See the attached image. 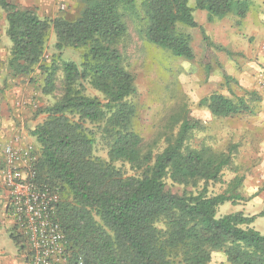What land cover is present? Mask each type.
<instances>
[{
	"label": "trees",
	"instance_id": "16d2710c",
	"mask_svg": "<svg viewBox=\"0 0 264 264\" xmlns=\"http://www.w3.org/2000/svg\"><path fill=\"white\" fill-rule=\"evenodd\" d=\"M77 1L80 12L70 20L41 18L0 0L11 75L39 79L41 94L51 96L62 73L60 97L40 111L45 119L31 132L39 145L36 179L59 196L53 219L66 241L61 264H211L215 253L228 264H264V235L251 227L264 210L253 216L218 215L221 205L246 200L239 192L243 179L234 177L222 194L208 191L210 183L221 182L233 151L191 147L190 133L199 123L189 115L162 146L144 143L135 129L137 107L130 101L137 93L135 78L118 46L131 21L143 40L185 60L195 55L192 36L181 26L199 28L200 62L207 75L220 66L217 53L228 51L205 35L189 0ZM194 1L209 22L229 14L243 18L248 10L246 1ZM51 33L57 54L46 59ZM68 48L82 50L79 64L61 61ZM223 77L228 84L230 78ZM86 87L99 96L87 95ZM199 106L222 118L255 111L244 98L217 93ZM96 134L107 159L94 155ZM167 181L184 187L182 193L169 190Z\"/></svg>",
	"mask_w": 264,
	"mask_h": 264
},
{
	"label": "rangeland",
	"instance_id": "374dc122",
	"mask_svg": "<svg viewBox=\"0 0 264 264\" xmlns=\"http://www.w3.org/2000/svg\"><path fill=\"white\" fill-rule=\"evenodd\" d=\"M10 1L14 4L18 0ZM139 1L137 0L138 3ZM189 6L194 8V11L197 10L194 0H189ZM80 9L77 0H70L66 2L64 9L58 7V17L75 19ZM195 20H198L197 14ZM2 22H5L4 12L0 9V101L11 97L13 108L7 110L9 117L14 121L22 119V122L15 126L13 132L17 133L10 134L9 140L2 142L5 137L0 140V151H3L6 145L18 142L19 146H32L38 157L39 145L31 132L45 119V115L40 111L60 97L62 73L58 75V90L51 96L41 94L39 79L31 82L29 77L12 76L6 65L11 43L5 34L6 22L5 27ZM262 23L260 27L259 16L252 14L247 20L246 16L237 18L229 15L219 24L207 25L205 30L211 42L223 44L230 53L219 54L220 66L214 65L208 75L200 62L197 28L181 26L182 32L192 36L195 55L193 60L173 57L169 51L149 44L137 33V23L131 21L127 22V36L118 46L125 68L135 78L137 93L130 101L137 107L135 129L144 143L151 145L157 141L162 146L166 138L177 133L184 115H189L199 123L190 133L188 143L191 147L204 146L216 152H226L229 149L233 151L231 166L223 170L221 182L209 184L208 191L211 194L224 193L234 177L242 178L254 160L264 157V15ZM226 24L230 25L233 34H227ZM6 43H9V46ZM54 43L55 37L51 33L44 54L46 59L56 53ZM81 55V49H64L61 52V61L79 64ZM224 73L231 79L228 84L223 77ZM31 78L38 77L34 74ZM214 93L230 99L244 98L248 104L255 106L258 114L214 117L208 109L199 106L201 99ZM86 94L99 96L88 87ZM252 94L255 95L252 97ZM22 133L23 135H20ZM21 138L28 141L22 143ZM94 155L107 159V149L97 134ZM125 168L130 174L128 168ZM167 182L169 190L182 193L184 187ZM241 187L242 185L239 190ZM255 206L253 211L248 212L257 215L264 210L260 204ZM241 207H236L234 212ZM231 212L233 208L228 203L218 209L220 216ZM251 227L264 235V216L257 217ZM19 237L25 244V238ZM211 264L228 263L221 253H215L212 255Z\"/></svg>",
	"mask_w": 264,
	"mask_h": 264
},
{
	"label": "built area",
	"instance_id": "2783aa9c",
	"mask_svg": "<svg viewBox=\"0 0 264 264\" xmlns=\"http://www.w3.org/2000/svg\"><path fill=\"white\" fill-rule=\"evenodd\" d=\"M60 9L65 5L57 0ZM37 157L32 146L8 144L3 149L1 177L11 218L29 247V264H61L65 237L54 221L58 193L38 183Z\"/></svg>",
	"mask_w": 264,
	"mask_h": 264
},
{
	"label": "crops",
	"instance_id": "0c3cea01",
	"mask_svg": "<svg viewBox=\"0 0 264 264\" xmlns=\"http://www.w3.org/2000/svg\"><path fill=\"white\" fill-rule=\"evenodd\" d=\"M57 1L59 3H63L64 5H66V2L67 3L70 2V0L69 1L68 0H57ZM238 1H246L248 3V10L245 14L246 20H247V17L251 16L252 14H256L259 16V26L262 27L263 15H264L263 14L264 13V0H238ZM14 5L22 9L33 10L41 18L54 19L58 17V3H55L51 0H18L16 3H14ZM196 14L198 15V20L197 21L195 20V21L198 23V25L204 31L205 35L208 38L209 36L207 35L206 30H205L207 25L213 26V25L219 24L223 22L229 15H232V14H229L222 19H214L213 21L209 22L208 13L206 11L199 10V9L195 10L193 12L194 19H195ZM232 16L235 17L234 15ZM2 23H3V26L5 27V22H2ZM222 26H224V23H222ZM197 29L199 30V42L201 43L200 29L199 28ZM226 30L228 31L227 34L231 35L232 30H230V25H227ZM192 43H193V39H192ZM6 44L7 46H9V43H6ZM218 45H221V44H218ZM221 46L224 47L228 52L217 53L218 59H219V54L221 53H224L225 55L230 54L226 46H224L223 44ZM200 53H201V50H200ZM10 99L11 97H8L7 99H2L0 101V140L5 137L4 140H2V142L7 141V139L9 140L10 134L17 133V132H13L15 130V126L19 122H22V119L19 120L17 119V117H14L15 119H17L15 121L13 118L9 117L10 113L7 110L9 108L11 109L13 108ZM257 114H258V111L255 110L254 114L250 116H256ZM20 135H23V133ZM21 140H22V143L28 141V140H25V138H21ZM13 144L19 145L18 142H15ZM21 145L22 144H20V146ZM2 167H3V151L1 150L0 151V264H29L30 255H29L28 244L26 241H25V244H23L22 239L18 237L20 236L18 229L16 228L11 218L10 211L8 209V197L4 189V186L2 183V177H1ZM242 178H243V183H242V187L240 188L239 192L246 200L236 202L235 206L232 205L231 203H228V204H230V206L233 208V212H234V209H236V207L242 206L240 210L235 211V212H242L246 216H253L256 214H252L251 212H248V211H253L256 207L255 205L260 204L263 206V209H264V157H262V159L258 158L254 160V163L251 164L247 173L244 176L242 175Z\"/></svg>",
	"mask_w": 264,
	"mask_h": 264
}]
</instances>
